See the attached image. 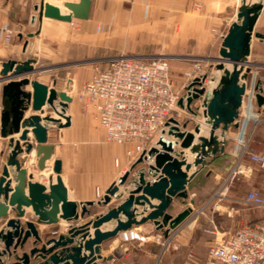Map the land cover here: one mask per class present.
<instances>
[{
  "label": "water",
  "instance_id": "95a60500",
  "mask_svg": "<svg viewBox=\"0 0 264 264\" xmlns=\"http://www.w3.org/2000/svg\"><path fill=\"white\" fill-rule=\"evenodd\" d=\"M91 7L92 0H65L62 5L42 0L37 9L40 20L45 16L70 22L73 18L88 19ZM262 7V1H240L236 19L223 36L216 58V67L222 71L217 78H211L216 84L210 88L204 84L207 74L197 76L186 86L185 100L184 97L178 100V104L194 116L198 115L200 104L194 108L193 103L201 101L204 122H197L190 130V119L169 117L156 143L144 150L97 201L79 203L68 197L60 158L53 167L55 180L50 177L48 186L32 180L34 175L28 173L26 165L34 148L40 170H44L53 157L49 126L71 124L67 107L74 96L68 90L76 80L69 78L66 89H58L55 81L48 85L30 76L38 71L34 58L3 61L0 137L8 139L10 149L4 161H0V264H99L97 260L113 256L102 255V243L133 225L152 221L162 229L164 236L181 225L193 208L188 206L173 214L170 206L177 197H188V186L193 178L217 153L224 152L225 141L219 135L223 137L231 125H239L240 108L251 73V41L256 37L264 42V32L256 29ZM20 76L23 77L15 79ZM28 85H31L30 90L26 89ZM254 98L264 111V88L260 82L254 86ZM29 110L36 113L24 117ZM203 124L209 127L207 135L202 134ZM15 133L19 135L15 137ZM186 150L195 154L191 161ZM4 154L2 149L0 159ZM135 171L136 175L131 177ZM130 183L133 186L122 201L80 221L89 216V206L110 204L113 197L123 194L122 187ZM191 202L194 203V199ZM29 206L35 218H25V207ZM12 213L14 215L10 216ZM60 219L70 222L66 232L56 230L54 235L44 237L37 224H56ZM110 221L113 222L111 227L102 228ZM29 239H32V246L26 249ZM3 256L6 260H2Z\"/></svg>",
  "mask_w": 264,
  "mask_h": 264
},
{
  "label": "crops",
  "instance_id": "0c3cea01",
  "mask_svg": "<svg viewBox=\"0 0 264 264\" xmlns=\"http://www.w3.org/2000/svg\"><path fill=\"white\" fill-rule=\"evenodd\" d=\"M24 1L25 0L0 1V70L2 68V62L5 60L16 59L19 61H24L28 58H34L26 54L30 48L31 37L34 35L31 36L30 33L32 32L28 31L27 37L29 38L27 39L24 38L23 33H20L25 27V21H27V11ZM129 1L130 0H107L106 2H100V5H96L95 10H100V17L105 23L108 19V16L113 15L114 20H119V29H122L123 25L135 22L138 24L137 26H139L141 30L140 32L144 33V30L148 29L149 26L152 27L153 23L154 29H152V32L154 31V48L158 47L157 49H161L164 46H175L176 41L179 40L177 33H183L181 34L182 36L187 38L192 37L197 40L196 42L198 43L200 51L211 53V51L215 50L216 53L219 54L223 36L227 33L229 26L236 19V13L238 11V6L240 5L239 1L241 0H136L135 14H133L134 5L131 6L132 9L129 11V14L126 12L127 9H125V6H128ZM247 1L250 2L251 0ZM257 1H262L263 7L260 10V14L256 21V29L264 32V0ZM103 6H107L108 10H106V8L104 9ZM229 6L232 7L233 12L230 16H227V9ZM93 10L94 0H92L91 13ZM45 19L50 20V23H47L44 33H47V35L54 38L61 37V33L63 32L67 33L69 36L67 37L68 41L65 43L59 42V44H56L54 42H49V45L46 47V52L49 54L48 57L55 63V66H53L55 73H58L62 69V66H58V64H60L65 58H76L78 56V48L72 47V31L71 34L68 33L70 30H72L69 26L71 22L43 16L42 23ZM80 20L83 22L82 29L85 30V33H92L94 31L95 20L92 21L90 17L88 19ZM5 28H10L13 30V35L10 41H6L4 38ZM106 29L107 28L104 25V30L106 31ZM211 31H215V34H217L215 35L214 40L211 38ZM161 33L167 34L163 35L162 37ZM255 40H257V50L254 53L253 44ZM144 42L145 41L135 40L136 49H142V47L145 45ZM45 56L47 57V55ZM34 59L36 60V58ZM249 60L251 62L253 61L251 63V72H253L252 81L255 82V84L260 82V85L264 88V42L262 40L258 38L255 39V37L252 38L251 54L249 56ZM41 65L42 63L36 60L34 66L38 68V71L32 73L30 76L32 78H38L40 81L47 83L48 85H53L50 80L42 75V72L46 71V69ZM226 65L231 68L230 64ZM256 69H263V75L260 74V70L256 71ZM92 70L85 67L83 71H75L73 76L76 80V84L73 85L75 86V89L81 87L84 81L91 78V76L94 74V71ZM221 73L222 71L219 70L218 76ZM50 75L51 74H49V76ZM21 77L23 76L16 77L15 79H19ZM68 78V76L65 78V86L60 87L56 85V87L58 89H66V81ZM2 84L3 81H0V88ZM215 84L216 81H213L211 87H213ZM26 89L30 90L31 85H28ZM253 93L254 90H251L249 87H247L246 94L240 108L241 115L239 118V125H231L223 137L218 134L219 138L225 141V151L231 154L233 158L232 162L225 164H221L220 162L218 164L216 163L214 167L211 168V170L205 173L202 171L204 169L203 168L190 183V185H192V182L197 180V183L202 182L201 186H194L191 188L190 185L188 186V189L193 196H196L200 199H209L212 197L214 191L219 187L220 183L224 179L225 174L231 169V167H234L236 163L234 146L237 144L238 140L250 138L253 148L258 152H264V111L262 107L256 103L254 97L252 104L249 105L247 94ZM1 109L2 103L0 97V110ZM183 110L184 109H182V111ZM33 113L36 112L29 110L25 113L24 117ZM51 113L57 116L54 112ZM67 113L71 117V124L69 126L59 127L57 124L49 126V142L54 144V149L53 157L47 161L46 168L44 170L38 169L35 155L36 148H34L26 164L28 173H33L34 176L32 180L40 181L48 186L50 183V177H53V180H55L56 173L54 172L53 167L56 159L60 158L62 161L61 176L64 184L67 187L68 197L79 203L89 200L97 201L104 195L107 187H109V185H111V183L114 181H117L119 177L131 166L133 161L127 155V149L129 148V145L125 143L107 141L105 129L100 126L98 120L95 117L83 110L82 102L80 103L77 101L75 97L74 100L69 103V106L67 107ZM185 116L186 118L195 121V118H193L191 115L188 114ZM184 119L185 118H183V120ZM204 120L205 118L203 115H200V119L198 121L204 122ZM62 121H64V119H62ZM188 129L192 130V128L189 127ZM208 132L209 127L206 126L202 134L207 135ZM219 132L220 130L217 131V133ZM13 135L17 137L19 133H15ZM7 140L8 139H6V141ZM3 149L5 150V154L1 157V162L4 161L5 155L9 153L10 146L7 144L5 147H3ZM1 150L2 147L0 146V151ZM186 151L187 157L191 161L195 154H191L189 150ZM245 162L246 164L251 163L248 159H246ZM251 164L254 167L253 174L240 176L243 180L241 183H244L243 187L238 179L235 181L233 180L230 183L228 188L229 198H226L227 202L220 203V206H224L226 209H224V211H217L219 212V215L222 216V214H225L229 219L234 218L236 215H234L232 211H228V213H226V211L229 210L227 209L228 205L230 204L229 202H231L233 199L236 200L244 197L247 191L252 189L255 185L263 186L264 181L262 179V169L256 163ZM46 170L47 175H44L43 173ZM256 171L260 173L258 178L254 176ZM132 186L133 183H130L126 186L127 188L122 187L123 194L119 198L113 197L110 204L97 205L95 203L94 205L89 206V216H86L85 219H81L80 221L94 217L95 215L106 211L109 207L118 204L127 196L128 189ZM25 209V218H35L31 206L25 207ZM214 210L216 211L218 209H213L211 211L214 212ZM238 213L239 210H236V214ZM205 214L208 217L204 226V230L206 232L213 233L210 230L216 228L218 233L222 235L223 233L234 230L238 225V220L231 223L217 220L214 222L213 219L208 216L209 213ZM13 215V213L10 214V216ZM262 219L263 221H261ZM252 221L264 222V217L250 220L249 213H247L240 222L250 223ZM185 222L186 221L172 230L173 235L186 224ZM69 223L70 222L66 220L60 219V222L56 224L38 223L37 225L44 237H49L54 235L53 231L56 230L60 232H66ZM112 225L113 222L110 221L104 224L102 228L111 227ZM0 227H2V224H0ZM154 227L157 229V231L159 230L162 232V229L157 228L152 221H147L140 225H133L131 230L143 235L147 234V232L152 230ZM215 235L218 236L217 234ZM145 236V241H139L136 238H130L128 239V244H136L137 246L144 248L146 251L147 248L143 245H145L150 239H148V235ZM31 241L32 239H29L27 242L26 249H29L32 246ZM122 241L123 236L121 233L116 237L104 241L101 245L102 255L105 257L110 255L113 251L117 252L116 250L118 244ZM0 247H2L1 241ZM123 260L124 258L120 257V255L116 253V256H113L111 259H99L97 261L99 264H121Z\"/></svg>",
  "mask_w": 264,
  "mask_h": 264
},
{
  "label": "built area",
  "instance_id": "2783aa9c",
  "mask_svg": "<svg viewBox=\"0 0 264 264\" xmlns=\"http://www.w3.org/2000/svg\"><path fill=\"white\" fill-rule=\"evenodd\" d=\"M12 35V29H4L6 41H10ZM194 60L193 66L185 72L188 83L197 76L205 75L201 60ZM206 80L205 85L208 84ZM180 97H184L185 100L186 90L181 94L176 88L171 76L169 57L165 54L113 56L106 66L97 68L92 77L84 81L80 90L83 110L95 117L105 129L107 141L129 145L127 155L132 161L156 143L158 136L155 135L162 131L174 111L186 109L178 104ZM253 97L254 93L249 95V105L252 104ZM199 104V112L202 113L201 101H195L193 106ZM250 142V138L238 140L234 146L236 163L214 191L211 199L229 198L228 188L234 178L253 174L254 167L251 163H256L262 169L264 181V152L256 151ZM246 159L251 163L246 164ZM239 200L248 205L264 208V184L250 189ZM199 212L200 210L193 212L194 214L188 218L194 217ZM210 231L218 236L209 245L204 264H264V222L240 224L234 230L222 235L216 228ZM133 232L131 229L122 232L123 239L146 240L145 235ZM172 236L171 230L165 237L169 239ZM157 238L159 241L161 236L158 235ZM168 239L166 242L169 241ZM188 259L196 263L197 254L189 251ZM2 260H6V256H3ZM121 264L132 263L122 261Z\"/></svg>",
  "mask_w": 264,
  "mask_h": 264
},
{
  "label": "rangeland",
  "instance_id": "374dc122",
  "mask_svg": "<svg viewBox=\"0 0 264 264\" xmlns=\"http://www.w3.org/2000/svg\"><path fill=\"white\" fill-rule=\"evenodd\" d=\"M46 1V0H44ZM53 3L62 4V0H49ZM107 0H94V10L92 11L90 18L92 21L95 20V29L92 33H85V30L82 29V21L78 18H75L73 22L69 24L70 32L72 31L73 41L72 47L78 48V56L76 58H65L58 66H62L60 72L55 73L54 67L55 63L48 57L49 54L46 52V47L49 45V42H54L59 44V42L65 43L68 41V34L63 32L61 33V37L54 38L52 36L47 35L44 33L47 23H50V20H43L39 19V7L42 3V0H25L24 5L27 11V21H25V27L23 31L20 33L24 34V38L27 37L28 31L34 33V36L31 37V44L28 52L26 54L28 56H32L36 58L43 66L46 71L42 72V75L45 76L52 84L54 81L56 82L57 86L63 87L65 86V78L68 76L69 78H74L75 71H83V69L89 68L90 70L95 72V69L101 68L106 66L108 60L116 55L120 54H140L146 56H153L157 54H165L169 57L170 63V71L171 76L174 80L175 86L177 89L180 90L181 94H183L186 90V86L188 85L187 75L185 72L189 70L195 60H201V64L205 70V74H207V80L212 81V77L217 78L219 70L216 67L217 61L213 60V58H217L219 54L216 51H211V53H205L200 51L198 47L197 40L190 37H184L181 34L177 33L179 37L178 41H176V45L173 47H162L161 49L154 48V24L152 23V27L149 26L148 29L144 30L145 32H140L138 24L133 22L131 24L123 25L122 29H119V20H114V16H108V19L103 22L102 18L100 17V10H95L96 5H100L101 2H106ZM136 0H130L128 6H125L127 9V13L129 14L131 11V6L134 5L133 14L136 13ZM38 8V9H37ZM103 8L108 10L107 6H103ZM233 12L232 7H228L227 9V16H230ZM125 17V16H124ZM56 21V20H51ZM104 25L106 26V31L104 30ZM22 27V26H21ZM42 29V31H41ZM148 30V31H147ZM259 30V29H258ZM167 33H161V36L166 35ZM212 40L215 39V31H211L210 33ZM144 39V40H143ZM255 39H257L255 37ZM135 40L136 41H145V45L142 49L135 47ZM70 41V40H69ZM257 40L254 42V53L257 50ZM29 46V45H28ZM160 47V46H159ZM157 52V53H154ZM47 55V57L45 56ZM253 62V61H252ZM251 62V63H252ZM255 69V68H254ZM260 70V74L263 75V69H256V71ZM255 71V70H254ZM49 74H51L49 76ZM58 74V75H56ZM92 77V76H91ZM253 72L250 73V77L248 80V87L251 90H254V86L256 85L255 82L252 81ZM68 78V79H69ZM67 79V80H68ZM253 82V84H252ZM67 83V81H66ZM76 84V83H75ZM74 85V84H73ZM71 86L68 90L71 95L75 97L77 101L81 103L80 100V90L81 87L76 88L75 86ZM82 86V85H81ZM74 87V90H73ZM250 94H247L249 97ZM194 107V106H193ZM195 108V107H194ZM179 110V109H178ZM172 116H176L180 120L189 119L186 118L185 115H191L187 109L174 111ZM200 115L202 113H198L195 116V121L190 119L188 124L189 128L194 127L196 121L200 119ZM194 123H193V122ZM193 126V127H192ZM161 132H158L156 136H159ZM247 139V138H244ZM251 141V140H250ZM251 144V142H250ZM7 145L6 138L0 137V146L5 147ZM226 145V143H225ZM252 146V144H251ZM253 147V146H252ZM210 157H208L209 159ZM133 163V162H132ZM130 168V167H129ZM128 168V169H129ZM233 167L225 174V177L230 173ZM136 175V171L132 173L131 177ZM260 173L256 171L254 174L255 177L258 178ZM255 178V179H257ZM238 179L241 183L242 177H235L234 181ZM242 187L244 183H241ZM255 187H261L255 185ZM189 196L185 202H182L180 199L176 202V212L181 211L182 209L191 206L193 208L192 213L200 210L197 215L191 218H187L185 221V225L172 237L169 239L164 236L161 231H157L154 227L152 230H149L148 235V242L143 245L147 248L145 251L144 248L137 246L136 244L129 243L128 240H124L118 244L117 252L113 251L110 255L116 256V253L120 255V257L124 258L123 261L130 262L132 264H194L188 259V252L193 251L197 254V257L200 260H203L207 255L209 245L215 241L216 235L210 232H206L204 230L205 223L207 222V216L205 213H209V217L213 219L215 222L222 221V222H237V227L241 223L240 221L244 218V216L249 213L250 220H255L261 217H264V208L263 207H256L252 205L245 204L238 200H231L228 205L229 210H225L226 213L228 211H232L234 218L229 219L225 214L219 215L217 211H224L226 209L224 206H220V203L227 202V199L217 200V199H200L196 196H193L188 189ZM191 199L196 200V202L192 203ZM177 201V200H174ZM223 205V204H222ZM218 209V210H213ZM236 210H239V213L236 214ZM205 212V213H204ZM158 235L161 236V239L158 241ZM124 236V235H123ZM167 239L169 240L168 242ZM139 240V239H138ZM141 241V240H139ZM166 242V243H165ZM165 243V244H164ZM112 256V257H113Z\"/></svg>",
  "mask_w": 264,
  "mask_h": 264
},
{
  "label": "trees",
  "instance_id": "16d2710c",
  "mask_svg": "<svg viewBox=\"0 0 264 264\" xmlns=\"http://www.w3.org/2000/svg\"><path fill=\"white\" fill-rule=\"evenodd\" d=\"M232 160H233V158H232V156H231V154L230 153H228V152H226L225 150H224V152H221V153H217L212 159H211V161H210V163L209 164H207L205 167H204V169L202 170V171H204V173L205 172H208L209 170H211V168H213L214 167V165L217 163H221V164H225V163H230V162H232ZM201 183L202 182H200V183H197V180H194V182H192V185H190V188L191 187H194V186H201ZM189 196V195H188ZM188 197H186V198H183V197H177L175 200H177V201H173V203H172V205L170 206V209H169V211L171 212V213H173V214H175V212H176V202H178V200H182V202H185L186 201V199H187ZM194 202H196V200H194ZM261 221H263V219L261 220ZM251 224H253V223H255V221H252V222H250ZM205 258H206V256H205ZM205 258L203 259V260H200L199 258L197 259V262L196 263H194V264H204V262H205Z\"/></svg>",
  "mask_w": 264,
  "mask_h": 264
},
{
  "label": "bare ground",
  "instance_id": "6f19581e",
  "mask_svg": "<svg viewBox=\"0 0 264 264\" xmlns=\"http://www.w3.org/2000/svg\"><path fill=\"white\" fill-rule=\"evenodd\" d=\"M240 2V1H239ZM207 81V80H206ZM208 84V87H210L211 88V86H212V84H213V81H210V80H208V82H207ZM205 128H206V125H202V129H203V131L205 130ZM50 170V169H49ZM48 170V171H49ZM44 175H47V170L43 173ZM133 233H135V232H133ZM127 235H129V233H127Z\"/></svg>",
  "mask_w": 264,
  "mask_h": 264
}]
</instances>
